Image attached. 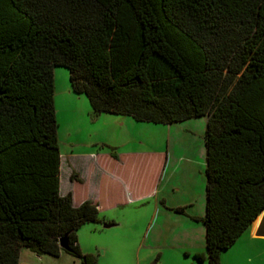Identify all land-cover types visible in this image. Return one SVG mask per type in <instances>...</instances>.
Listing matches in <instances>:
<instances>
[{
    "label": "trees",
    "instance_id": "16d2710c",
    "mask_svg": "<svg viewBox=\"0 0 264 264\" xmlns=\"http://www.w3.org/2000/svg\"><path fill=\"white\" fill-rule=\"evenodd\" d=\"M55 67L93 115L205 118L193 219L207 264H221L264 210V0H0V264H20L21 249L97 263L76 232L98 205L60 194Z\"/></svg>",
    "mask_w": 264,
    "mask_h": 264
},
{
    "label": "rangeland",
    "instance_id": "374dc122",
    "mask_svg": "<svg viewBox=\"0 0 264 264\" xmlns=\"http://www.w3.org/2000/svg\"><path fill=\"white\" fill-rule=\"evenodd\" d=\"M53 73L54 108L61 155L60 190L72 191L75 205L89 199L97 203L99 211L96 222L83 224L76 232L81 251L93 254L97 259L96 264H149L158 253L160 259L157 264H207L202 235L198 231H187L183 223L175 233L181 237L186 231L189 242L193 244L191 249L183 250L175 242L177 240H168L169 246L165 247L161 245L163 240H156V225L160 216H153L154 199L139 202L126 198L115 206H108L107 195L116 196L120 193L118 196H122L117 186L99 187L98 190L93 188L91 182L95 178L99 179V175L96 171H90L81 158L71 161L73 168L72 173L69 172L72 175L69 179L64 163V155L70 152L145 150L169 153L191 149L198 152L203 147L205 118L196 117L163 125L135 121L130 116L107 113L93 115L85 95L72 92L67 69L55 67ZM73 171L76 172L73 174ZM182 196L180 193L172 195L175 200ZM111 223L116 225L103 228L104 224ZM144 235V245L138 248ZM246 249L245 246L229 248L224 253V264H264V252L245 256ZM22 252L21 261L26 260L29 264H80L78 259L64 252L57 258L40 255L39 259L31 255L30 258L24 256L25 252H29L28 249ZM196 255L201 260L196 259Z\"/></svg>",
    "mask_w": 264,
    "mask_h": 264
},
{
    "label": "crops",
    "instance_id": "0c3cea01",
    "mask_svg": "<svg viewBox=\"0 0 264 264\" xmlns=\"http://www.w3.org/2000/svg\"><path fill=\"white\" fill-rule=\"evenodd\" d=\"M64 158L69 179L70 173H72L71 169L73 168L71 166V161L81 158L85 161L86 165L89 166L90 171H96L99 175V179L95 178L93 182H91L93 188L98 190L99 187L102 188L110 185L118 187L122 196H118L120 193L116 196L112 194L107 195L106 202L108 206H115L126 198H133L139 202L154 199L153 216H160V218L157 219L159 222H157L156 225V240H163L161 244L163 247L169 246V242L173 240H177L178 242H175L178 246L183 248V250L193 247V244L189 242V236L186 231H183V235L180 234L181 237L176 236L175 231H177L183 223V225H186L187 231H198V233L202 235V245L205 249V226L202 222L193 219V217L202 218L205 215L204 145L198 152L196 149L169 153L145 150H112L108 153L107 151H85L77 153L70 152L69 154H65ZM75 172L76 171H73V174ZM80 180L82 181V179ZM68 192L72 194V191L69 189L65 191L60 190L61 195H65ZM175 193H180V195L182 194L183 196L175 200L172 197ZM261 214H264V210L258 217H260ZM257 226L258 220L256 219L230 248L245 246L247 248L245 256L251 253H256L257 255L263 253L264 237L255 236ZM145 240L146 236L144 235L138 248L143 247ZM22 250L24 249H21L19 253V263L29 264L26 260L21 261L20 256L23 253ZM226 251H223L220 255L221 264H224L226 255H224V253ZM30 255L39 259V256L30 251L24 253V256L28 258H30ZM156 257L159 261L160 253H158Z\"/></svg>",
    "mask_w": 264,
    "mask_h": 264
},
{
    "label": "water",
    "instance_id": "95a60500",
    "mask_svg": "<svg viewBox=\"0 0 264 264\" xmlns=\"http://www.w3.org/2000/svg\"><path fill=\"white\" fill-rule=\"evenodd\" d=\"M258 220V226L255 231V236L256 237H264V214H261L260 217H257ZM116 224H104L103 228H111L115 226ZM59 247L62 250H67V238L64 236L59 240Z\"/></svg>",
    "mask_w": 264,
    "mask_h": 264
},
{
    "label": "bare ground",
    "instance_id": "6f19581e",
    "mask_svg": "<svg viewBox=\"0 0 264 264\" xmlns=\"http://www.w3.org/2000/svg\"><path fill=\"white\" fill-rule=\"evenodd\" d=\"M256 219H257V218H256ZM256 219H255V220H256Z\"/></svg>",
    "mask_w": 264,
    "mask_h": 264
}]
</instances>
